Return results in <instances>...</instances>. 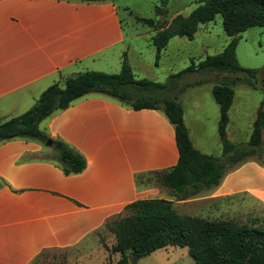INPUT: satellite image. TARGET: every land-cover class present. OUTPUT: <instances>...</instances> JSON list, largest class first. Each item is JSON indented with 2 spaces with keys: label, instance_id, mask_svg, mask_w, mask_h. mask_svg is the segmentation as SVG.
Masks as SVG:
<instances>
[{
  "label": "crops",
  "instance_id": "0c3cea01",
  "mask_svg": "<svg viewBox=\"0 0 264 264\" xmlns=\"http://www.w3.org/2000/svg\"><path fill=\"white\" fill-rule=\"evenodd\" d=\"M136 16L146 17L131 6L120 7L118 0H0V120L26 111L42 90L67 76L88 70L118 72L124 54L139 79L129 61L135 53L129 40L150 35L155 48V30ZM173 16L167 15L169 20ZM238 87L252 89L234 87L226 125V136L234 143L231 111ZM245 89L242 96L250 93ZM213 100L212 131L221 154L219 107ZM180 104L194 148L219 156L208 150L206 124L199 121L205 115L202 108ZM38 127L80 153L86 164L78 173L65 174L50 156L51 145L20 137L0 142V264H32L41 252L53 249L66 251L62 264H114L119 254L98 239L105 222L137 199L172 200L159 194L162 187L141 186L136 177L176 164L173 125L160 109H133L110 95L91 92L54 111ZM194 198L206 204V211L236 198L264 208V161H241ZM257 214L253 208L251 215Z\"/></svg>",
  "mask_w": 264,
  "mask_h": 264
},
{
  "label": "trees",
  "instance_id": "16d2710c",
  "mask_svg": "<svg viewBox=\"0 0 264 264\" xmlns=\"http://www.w3.org/2000/svg\"><path fill=\"white\" fill-rule=\"evenodd\" d=\"M199 2L187 15L176 14L169 21L163 17L135 18L155 30L151 40L157 59L171 37L179 35L192 38L200 23L220 14L222 28L229 37L221 52L206 55L197 62L191 59L188 66L170 74L164 82L135 79L125 54L121 68L116 73L88 70L67 76L42 90L36 102L26 111L0 120V142L20 137L34 138L45 143L49 137L38 127L44 118L56 110L64 109L72 100L84 94L98 92L110 95L133 109H160L173 125L178 160L169 169L151 173L178 200L217 185L227 170L258 154L264 130V99L257 108L251 133L245 144L230 141L226 136V125L234 87L238 84L254 87L251 78L258 79L264 86V72L241 66L235 53L239 33L252 26H264V0ZM165 3L166 0H161V6L155 7L156 15L164 16L162 6ZM206 70L244 74L234 77L224 75L211 86L212 95L219 107V156L204 154L194 148L178 100L185 90L203 82L198 79L194 83L184 84L180 83L181 79L188 73ZM260 72L262 76H259ZM51 146L53 152L50 156L59 163L65 174L78 173L84 169V157L63 141L52 139ZM124 212L104 224L114 236V243L108 250L119 254L114 264H134L138 258L166 246L186 247L196 264H264L262 218L251 217L249 221L237 223L229 219L210 220L182 215L173 208L172 200L162 197L137 199L126 205Z\"/></svg>",
  "mask_w": 264,
  "mask_h": 264
},
{
  "label": "rangeland",
  "instance_id": "374dc122",
  "mask_svg": "<svg viewBox=\"0 0 264 264\" xmlns=\"http://www.w3.org/2000/svg\"><path fill=\"white\" fill-rule=\"evenodd\" d=\"M120 7L131 6L133 11H137L146 17H162L169 21L167 17L171 12L176 14L187 15L200 2L199 0H166L164 4V16L156 15L155 7L161 6V0H118ZM125 21V28L130 30V20L128 19L126 10H121ZM228 36L222 28V17L216 14L214 19L208 23L199 24L196 33L192 39L186 37H172L167 46L160 52L156 59V51L150 42V35L130 39L133 45L134 54L129 61L132 65V71L136 78L146 77L154 81L164 82L168 76L188 66L193 59L195 62L203 59L206 55L221 52L224 45L227 43ZM236 58L239 64L243 67L257 68L264 72V26H252L247 30L239 33L238 43L236 46ZM262 72H260L259 76ZM229 77L243 76L239 73L216 72L206 70L201 72H192L186 74L180 83H194L198 79L203 80L199 86H193L187 89L178 100L188 107L199 105L205 113L201 115V121L206 124L205 138L208 143L209 151L220 155L217 149L216 141L217 134L212 131V106L216 105L210 93V87L213 83H217L222 79V76ZM254 87L252 89L236 88V97L234 106L231 111V121L233 122L230 138L239 143L245 144L251 133V120L255 111V107L260 105L264 99V86L260 82L251 78ZM244 83V82H238ZM241 85V84H238ZM246 85V84H243ZM251 87V86H250ZM248 90V95L242 94V90ZM242 91V92H241ZM192 109V108H190ZM197 118V114H194ZM200 134V132H199ZM53 150V149H52ZM248 158H256L264 161V130L260 145L258 146V154ZM137 183L141 186L162 187L161 194L170 196L173 202V208L182 215H190L195 217H204L210 220L213 219H229L237 223L249 221L251 217H259L264 220V208L255 206L254 203L245 201L244 198L225 201L224 207L221 209L206 211V204L197 202L194 197L189 195L185 201H179L176 196L171 193L168 188H163L159 179L155 174L148 173L137 178ZM258 210L256 216L251 215V210ZM260 210V211H259ZM125 213V212H124ZM113 219V218H112ZM98 239L102 246L108 248L114 243L113 234L106 228H102L99 232ZM109 251V250H108ZM66 256L65 250H46L41 252L32 264H62ZM137 264H196L193 258L189 255L186 247L166 246L151 252L150 254L137 259Z\"/></svg>",
  "mask_w": 264,
  "mask_h": 264
},
{
  "label": "water",
  "instance_id": "95a60500",
  "mask_svg": "<svg viewBox=\"0 0 264 264\" xmlns=\"http://www.w3.org/2000/svg\"><path fill=\"white\" fill-rule=\"evenodd\" d=\"M45 144L46 145H51L52 144V140L50 138H48L46 141H45Z\"/></svg>",
  "mask_w": 264,
  "mask_h": 264
}]
</instances>
